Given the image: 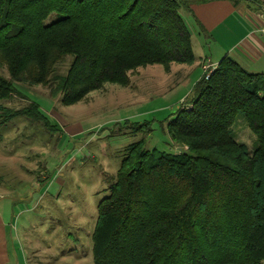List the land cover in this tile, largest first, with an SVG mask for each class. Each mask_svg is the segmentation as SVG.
<instances>
[{
  "label": "trees",
  "instance_id": "16d2710c",
  "mask_svg": "<svg viewBox=\"0 0 264 264\" xmlns=\"http://www.w3.org/2000/svg\"><path fill=\"white\" fill-rule=\"evenodd\" d=\"M182 2L0 0V101L23 97L18 84L42 85L70 105L105 83L126 85L139 66L192 64ZM189 92L165 129L183 149L126 147L98 204L93 264L264 261V75L225 55ZM239 113L255 135L251 153L230 130ZM16 117L49 123L35 101L0 104L1 124Z\"/></svg>",
  "mask_w": 264,
  "mask_h": 264
},
{
  "label": "rangeland",
  "instance_id": "374dc122",
  "mask_svg": "<svg viewBox=\"0 0 264 264\" xmlns=\"http://www.w3.org/2000/svg\"><path fill=\"white\" fill-rule=\"evenodd\" d=\"M198 2L183 0L178 9L191 34L195 58L208 52L205 33L191 8ZM59 16L53 12L44 23ZM194 69L199 71L198 65L178 62L139 66L128 73L126 85L105 83L70 105L51 97L42 85L18 84L23 97L0 101L15 108L35 101L50 123L22 117L0 123L3 218L12 219L9 228L17 236L18 249L27 252L32 264H93L91 234L98 204L109 195L126 147L143 139L147 149L172 153L183 149L172 143L165 129L186 102L197 78ZM1 72L7 76L5 69ZM137 124L141 126L135 129ZM230 130L235 141L253 152L255 135L242 114L236 115ZM23 219L29 220L27 225ZM15 241L8 239L12 247ZM44 244L49 250L45 255ZM11 258L9 264H15Z\"/></svg>",
  "mask_w": 264,
  "mask_h": 264
},
{
  "label": "crops",
  "instance_id": "0c3cea01",
  "mask_svg": "<svg viewBox=\"0 0 264 264\" xmlns=\"http://www.w3.org/2000/svg\"><path fill=\"white\" fill-rule=\"evenodd\" d=\"M191 8L201 23L199 25L205 33L204 43L208 48V52H202L193 61L199 67V71L193 70L197 75L195 81L203 73L202 64H217L225 55L231 56L246 70L264 75V0H201L191 5ZM4 204L5 200L1 199L0 264H9L11 257H15V264H32L27 252L18 249L19 244L15 241L17 236L9 228L12 219L3 218ZM26 220L23 219V222L27 225L29 220ZM30 223L34 225L35 222L31 219ZM9 238L15 241L17 248L8 243ZM44 246L41 247L44 248L41 253L45 255L49 250Z\"/></svg>",
  "mask_w": 264,
  "mask_h": 264
},
{
  "label": "built area",
  "instance_id": "2783aa9c",
  "mask_svg": "<svg viewBox=\"0 0 264 264\" xmlns=\"http://www.w3.org/2000/svg\"><path fill=\"white\" fill-rule=\"evenodd\" d=\"M202 69H203V75L205 78L208 77V75L210 76L212 70L214 69V66L215 65H212V64H209V63H206V64H202Z\"/></svg>",
  "mask_w": 264,
  "mask_h": 264
}]
</instances>
